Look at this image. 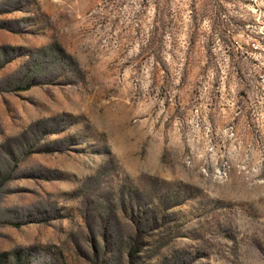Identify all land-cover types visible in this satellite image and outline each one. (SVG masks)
Listing matches in <instances>:
<instances>
[{"label":"rangeland","instance_id":"obj_1","mask_svg":"<svg viewBox=\"0 0 264 264\" xmlns=\"http://www.w3.org/2000/svg\"><path fill=\"white\" fill-rule=\"evenodd\" d=\"M0 264H264V0H0Z\"/></svg>","mask_w":264,"mask_h":264}]
</instances>
